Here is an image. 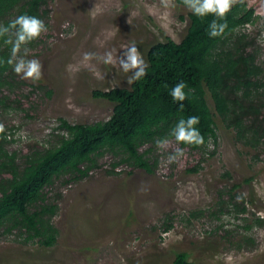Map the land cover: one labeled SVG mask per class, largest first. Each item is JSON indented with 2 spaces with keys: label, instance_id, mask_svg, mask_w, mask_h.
Segmentation results:
<instances>
[{
  "label": "rangeland",
  "instance_id": "obj_1",
  "mask_svg": "<svg viewBox=\"0 0 264 264\" xmlns=\"http://www.w3.org/2000/svg\"><path fill=\"white\" fill-rule=\"evenodd\" d=\"M245 3L255 18L242 31L263 63L264 0ZM42 9L47 31L20 51L41 62V79L12 71L15 77L0 87V124L19 168L27 154L59 143L62 118H109L113 103L92 91L129 87L137 68L121 69L127 49L134 45L144 62L151 43L180 40L188 23L187 9L175 0H46ZM85 53L95 58L85 62ZM105 53L111 63L103 62ZM217 122L216 138L200 149L173 138L142 145L151 148V173L104 150L85 175L55 177L39 202L56 206L46 216L57 229L55 243L26 241L24 229L3 225L0 264H173L178 251H187L191 264H264V143L246 146ZM178 148L183 155L169 162Z\"/></svg>",
  "mask_w": 264,
  "mask_h": 264
},
{
  "label": "trees",
  "instance_id": "obj_2",
  "mask_svg": "<svg viewBox=\"0 0 264 264\" xmlns=\"http://www.w3.org/2000/svg\"><path fill=\"white\" fill-rule=\"evenodd\" d=\"M175 1L187 9L188 23L180 40L165 37L151 43L141 65L144 75L135 78L137 68L129 87L92 91L93 96L113 103L109 118L93 123H70L62 118L59 127L66 131L65 136L56 146L27 154L20 168L16 153L6 147V128L0 132V171L7 174L0 178V228L24 229L26 241L36 238L42 245L52 246L57 229L46 216L52 215L56 206L39 205L45 186L62 174L85 175L104 150L120 155L121 162L151 173L155 164L147 154L151 148L141 149L142 145L166 138L176 141L178 122L192 116L199 118L194 127L204 142H178L181 147L206 146L217 136V120L234 130L236 141L246 146L257 148L264 143V62L257 61V52L251 47L254 39L242 31L254 20V8L245 0H237L220 19L214 14L198 16L183 0ZM44 3L46 0H0V25L7 26L25 14L42 20ZM213 20L226 23L222 35H209ZM7 38H0V87L15 77L7 63L12 58L11 44L4 43ZM180 81L187 85V98L174 102L169 93ZM233 205L245 211V206ZM255 221H261L260 217ZM188 254L176 252L173 264H191Z\"/></svg>",
  "mask_w": 264,
  "mask_h": 264
},
{
  "label": "clouds",
  "instance_id": "obj_3",
  "mask_svg": "<svg viewBox=\"0 0 264 264\" xmlns=\"http://www.w3.org/2000/svg\"><path fill=\"white\" fill-rule=\"evenodd\" d=\"M168 5L171 0H163ZM183 3L198 16L207 14H214L220 19H224L226 14L231 10L232 6L237 3V0H183ZM264 6V5H262ZM227 27L226 23H217L213 20L209 25V35L217 37L223 34L224 29ZM47 28L42 20L35 16L20 15L11 20L7 26L0 25V38L8 37L4 40L5 44L12 46V58L7 63L13 67V71L20 75L22 79L30 80L32 82L39 81L42 77V64L38 59H27L25 56L20 55L22 46H26L32 41L38 39L42 33L46 32ZM95 58L94 53H85L83 60L85 62L91 61ZM113 56L111 53H105L103 58L104 63H111ZM2 62V61H0ZM143 60L136 47L133 45L127 49L123 57L119 61L121 69L125 72L130 69L139 68L135 78L144 75ZM131 79L129 83H131ZM187 85L180 81L170 91V96L174 102H183L187 98L184 89ZM199 123V118L192 116L187 121L181 120L175 130V139L177 142L187 144L201 145L203 144V137L194 125ZM4 131V125L0 124V132ZM183 155L182 149H177L176 154L169 156V162L176 160L179 156Z\"/></svg>",
  "mask_w": 264,
  "mask_h": 264
}]
</instances>
